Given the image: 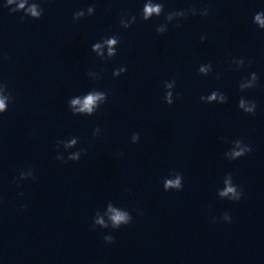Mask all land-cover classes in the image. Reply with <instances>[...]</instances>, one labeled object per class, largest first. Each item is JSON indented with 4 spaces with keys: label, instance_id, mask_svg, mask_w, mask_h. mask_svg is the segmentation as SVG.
<instances>
[{
    "label": "water",
    "instance_id": "95a60500",
    "mask_svg": "<svg viewBox=\"0 0 264 264\" xmlns=\"http://www.w3.org/2000/svg\"><path fill=\"white\" fill-rule=\"evenodd\" d=\"M148 2L162 7L145 20ZM259 12L264 0H0V264H264ZM95 92L92 114L75 110ZM110 208L131 223L116 229Z\"/></svg>",
    "mask_w": 264,
    "mask_h": 264
},
{
    "label": "clouds",
    "instance_id": "9594fccd",
    "mask_svg": "<svg viewBox=\"0 0 264 264\" xmlns=\"http://www.w3.org/2000/svg\"><path fill=\"white\" fill-rule=\"evenodd\" d=\"M13 2H14V0H8L9 4H11ZM25 2H26V0H25ZM18 7L23 9L25 7V4L21 3V4H19ZM37 7H38V5L33 4L27 9V12L30 13L31 16H33V17H39L40 13L37 11ZM161 7H162L161 4H152L151 2L146 3L144 5V8H143V18L146 20L153 13L159 14L160 11H161ZM88 10L91 13L92 10H93V7H89ZM208 14L209 13H206V16ZM83 15H84L83 12H76V13H74L73 18H74V20H76V17L83 16ZM254 18H255V21L257 23H259L261 28H264V12H259V13L255 14ZM133 19H135V17H133ZM125 27L128 28L130 26L129 25H125ZM204 39H205V37L202 36L201 37V41L203 42ZM106 43L109 45V54L111 55L112 52H113V49H112L111 46L116 44L117 41H116L115 38H113V39L107 40ZM99 47H100L99 45H95V48H99ZM201 71H204V69H201ZM4 86H5V88H7L6 85H4ZM168 87L171 88L172 85L169 84ZM9 96H10V94H9ZM167 97H168L167 98V104L171 105L172 104V100L170 99L171 93H168ZM215 98H216L215 97V93L211 97H209L210 100H214ZM7 99H8V97L0 95V113H4L6 111V103H5V101ZM103 99H104V94L103 93L95 92V93H91V94L87 95L86 98L83 99V101H81L80 99L73 100L72 104L74 106L75 105H79V107L75 109L76 111L87 112L88 114H92L93 110H94V106L97 104L98 101L103 100ZM241 106H243V105H241ZM247 111L248 112H252V109L249 108V109H247ZM138 140H139V134L138 133H134L132 135V137H131L132 143H136ZM251 151H252V149L249 148L248 149V153L251 152ZM241 155H242V152H234L233 153L234 157H239ZM56 159L57 160H63V158H61L59 156H57ZM68 160H70V161H78L79 158H78V156H73V157H71ZM170 188H175L178 191L182 189L180 177H177L174 180H166L165 181L164 190L167 191ZM228 193H232L233 196H234V199L236 201H239L241 199L242 195H243L242 190H240V192H237L236 188L232 187V186L226 187L225 192L221 193V195H227ZM110 212H112L111 219H112V222H113V226L116 229H119L121 224L128 225L132 221V216L129 213L116 211L115 209H112V208H110ZM225 219H229V218L226 216ZM230 221H231V219H229V222ZM99 222L103 223L102 221H99ZM104 240L107 243H113L114 242V237L111 236V235L105 236Z\"/></svg>",
    "mask_w": 264,
    "mask_h": 264
}]
</instances>
